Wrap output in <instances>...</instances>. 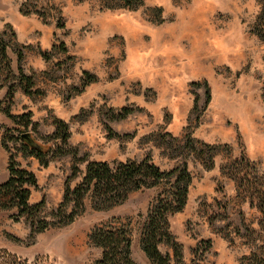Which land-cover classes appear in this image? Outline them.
<instances>
[{
    "label": "rangeland",
    "instance_id": "1",
    "mask_svg": "<svg viewBox=\"0 0 264 264\" xmlns=\"http://www.w3.org/2000/svg\"><path fill=\"white\" fill-rule=\"evenodd\" d=\"M105 4L119 3L0 0V34L12 48L7 51L11 71L0 69V183L8 176L4 139L15 160L35 173L38 186L31 188L30 202L44 198L40 215L47 220L62 200L73 165L78 175L71 186L90 161L149 157L169 169L186 160L192 175L187 203L169 217L183 259L186 264H238L254 248L251 231L261 219L258 195L243 191L230 171L240 167L235 161L246 158L249 166L244 163L239 176L247 172L251 182L264 186V42L253 31L263 0H144L134 10ZM43 28L53 29L49 41L41 39ZM16 48L23 53L20 64L31 77V90L39 93L22 89ZM83 71L97 80L79 93L74 88H81ZM9 85L14 88L11 99ZM3 107L12 114L30 112L32 124L23 132L40 142L50 141L53 119L65 121L68 147L76 158L51 156L42 166L23 155L15 140L23 132ZM123 108L131 112L118 118ZM163 134L177 140L164 137L162 142ZM188 137L195 147L218 146L211 168L188 152ZM158 192L133 191L107 210L86 201L71 223L41 232L33 231L24 217L15 221L13 209H0V251L25 264H91L101 254L88 242L91 229L123 224L130 230L134 261L150 264L139 248V227ZM160 250L170 252L164 245Z\"/></svg>",
    "mask_w": 264,
    "mask_h": 264
},
{
    "label": "trees",
    "instance_id": "2",
    "mask_svg": "<svg viewBox=\"0 0 264 264\" xmlns=\"http://www.w3.org/2000/svg\"><path fill=\"white\" fill-rule=\"evenodd\" d=\"M114 1V0H110ZM119 4H105V8H125L129 10L138 9L144 6V0H116ZM264 2V0H263ZM25 2L22 7H25ZM22 13H38L37 10H20ZM255 34L264 42V5L259 11L253 26ZM0 34V69L11 71L8 49L10 42H6ZM12 49V48H11ZM17 56L18 81L25 93L32 95L39 93L38 89L31 90L33 82L31 77L23 74L20 62L23 53L19 49H14ZM81 88H74L76 92H81L84 87L97 80L96 76L87 71H83ZM199 85V82H193ZM206 101L209 100V86L204 82ZM14 88L9 85L7 94L12 98ZM262 96L264 97V80L262 85ZM198 97L196 96L195 102ZM4 115L11 120L20 131L26 130L31 125L30 112L12 114L9 107L1 108ZM131 112L128 108H123L118 118H122ZM54 131L48 142H40L33 135V140L24 141L17 136L15 140L20 142L19 150L23 155L33 156L40 165L47 166L51 156L72 154L76 158V152L68 147L70 131L68 124L61 119H53ZM33 127V125H32ZM108 134H114L106 126ZM29 132V131H25ZM116 134V133H115ZM171 140H177L171 134H163ZM13 139L12 137L10 140ZM3 147L9 151L8 176L0 183V209L14 210L12 218L17 221L24 217L30 221L33 231L41 232L55 225H66L71 223L83 210L86 201L96 210H107L126 200L128 195L137 190L146 188H158L156 199L148 208L146 217L139 227V248L150 264H186L183 259L182 246L170 231L169 217L183 210L187 203L188 191L192 182V175L188 169L186 160L177 162L169 169H162L151 158L145 157L141 160L126 161H90L86 165L85 172L80 180L71 186L69 181L78 175L76 165L72 166L71 174L66 178L65 187L61 202L51 213L52 220H47L40 214L44 208V198L38 202L31 203V188H37V178L33 171L21 165L15 160V155L7 146L6 140H2ZM185 147L188 152L198 156L206 168L213 166V158L217 152V145L203 143L202 146L195 147L191 138L185 140ZM176 148V147H175ZM205 148L207 150H205ZM187 152V153H188ZM184 158V157H183ZM240 167L233 166L234 171L230 175L238 182V186L243 191L257 194L256 208L261 213L258 229L251 231L252 241L256 242L254 248L245 255H242L238 264H264V186L253 183L249 180V174L243 171V164L249 166L246 158L235 161ZM249 168V167H248ZM253 200H250V205ZM88 242L91 246L101 249L100 256L91 264H139L132 258L130 230L126 225L102 224L93 227L88 235ZM210 242H207L209 244ZM166 246L170 252L163 253L160 246ZM0 264H25L15 255L5 251H0Z\"/></svg>",
    "mask_w": 264,
    "mask_h": 264
},
{
    "label": "crops",
    "instance_id": "3",
    "mask_svg": "<svg viewBox=\"0 0 264 264\" xmlns=\"http://www.w3.org/2000/svg\"><path fill=\"white\" fill-rule=\"evenodd\" d=\"M17 27L19 28V26H17ZM41 31H42L41 39H44L45 41H49V37L52 34L53 29L50 28V30H48L46 28H43ZM0 93H3V90Z\"/></svg>",
    "mask_w": 264,
    "mask_h": 264
},
{
    "label": "water",
    "instance_id": "4",
    "mask_svg": "<svg viewBox=\"0 0 264 264\" xmlns=\"http://www.w3.org/2000/svg\"><path fill=\"white\" fill-rule=\"evenodd\" d=\"M21 138H22L24 141H26V142L33 140V136H32V133H31V132H23V133L21 134Z\"/></svg>",
    "mask_w": 264,
    "mask_h": 264
}]
</instances>
